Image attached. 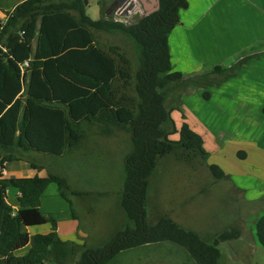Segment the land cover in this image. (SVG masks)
I'll return each mask as SVG.
<instances>
[{
	"label": "trees",
	"instance_id": "16d2710c",
	"mask_svg": "<svg viewBox=\"0 0 264 264\" xmlns=\"http://www.w3.org/2000/svg\"><path fill=\"white\" fill-rule=\"evenodd\" d=\"M188 7L187 0H160L159 11L136 23H122L106 16L93 20L86 0H24L0 19V264H48L52 256L56 264H69L78 255L75 264H112L126 252L163 243L183 250L187 264H221L220 244L239 238V229L207 241L169 217L152 224L147 216L151 180L167 157L187 164L201 160L217 181L230 179L221 166L209 163L203 136L187 120L177 126L173 113L181 110L166 106L172 86L205 89L203 98L210 100L207 89L220 84L215 77L227 81L238 68L216 67L193 77L174 71L169 37ZM97 32L126 35L138 52L136 71L119 47L102 48ZM94 130L105 138L117 131L131 136L120 196L130 225L107 244L78 246L61 239L58 222L65 215L44 213L42 199L57 184L78 220L69 196L88 193L50 170L47 177L33 178L8 177L4 170L6 163L22 161L8 152L74 154ZM238 156L244 160L246 153ZM9 188L21 193L18 210L8 203ZM48 224V234L26 231ZM255 227L264 248V215ZM32 240L29 251L19 254Z\"/></svg>",
	"mask_w": 264,
	"mask_h": 264
},
{
	"label": "rangeland",
	"instance_id": "374dc122",
	"mask_svg": "<svg viewBox=\"0 0 264 264\" xmlns=\"http://www.w3.org/2000/svg\"><path fill=\"white\" fill-rule=\"evenodd\" d=\"M23 1L3 0L1 5L9 13L14 5ZM87 2V14L93 20H99L104 16L114 21L121 19L112 10L118 0H87ZM106 8L109 9L108 13ZM138 16L139 14L135 15L130 23L138 22L141 19V16ZM255 35H258L257 29ZM96 36L99 45L104 49L119 47L130 59L133 71H136L139 65L138 52L126 35L97 32ZM172 87L167 96L166 106L167 109L181 110L173 113L178 127L187 120L195 131L199 129L210 138L218 137L221 130H227L225 127L228 124L216 123L213 118L200 116L202 107L212 114L218 111L215 104L219 102L208 103L201 98L204 89ZM215 89L216 87H213L209 92L215 94L216 98L226 100L227 96L214 92ZM195 90L196 93L193 92ZM188 93L195 94L191 95V98L197 102V105L200 102L198 107L195 104L192 107L185 104ZM194 117L198 124L194 123ZM226 137L228 135L223 134L212 143L208 141L205 148L210 153L209 163H218L222 168L224 164L227 170L225 172L231 175L232 171L245 165L246 162L238 156L239 152L234 153L237 147L231 149L232 146L222 142ZM233 143L235 146L241 144L239 141ZM220 147H222L221 151ZM131 149L130 134L117 131L113 137L105 138L97 135L94 130L88 133L87 139L74 154L58 157L44 154L41 156L39 153L18 150L8 153H14L20 158L25 157L24 161L42 165L47 171L68 177L74 180L72 186L75 190L88 193L83 197L69 196L80 223L78 236L75 240L71 238L74 240L71 242H75L78 246L87 243L93 247L109 243L118 231L124 229L125 225H130L121 207L120 196L125 181V158ZM151 181L147 204L148 223L155 224L161 217H169L185 229L200 234L207 241H212L223 231L239 229L241 231L239 238L220 244L221 264H264V248L257 240L255 227L257 219L261 214L264 215V211H261L263 203L250 202L231 178L217 181L201 160L187 164L170 156L159 162ZM45 197L43 210L46 214L65 215V218L59 220L68 218L71 208L60 196L57 184L53 183L48 187ZM50 228L48 224L46 227L34 228L36 230L33 231H50ZM31 245H34L33 240ZM28 249L21 253H27ZM185 255L186 253L179 247L163 243L126 252L112 264H187ZM78 259L79 255L69 264H75ZM49 264H56L54 256L50 258Z\"/></svg>",
	"mask_w": 264,
	"mask_h": 264
},
{
	"label": "crops",
	"instance_id": "0c3cea01",
	"mask_svg": "<svg viewBox=\"0 0 264 264\" xmlns=\"http://www.w3.org/2000/svg\"><path fill=\"white\" fill-rule=\"evenodd\" d=\"M187 1L189 7L183 10L180 15V24L169 37L174 71L181 72L185 77H193L209 73L216 67L230 69L238 66L233 71L235 76L227 81L223 82L219 76L215 77L220 84L216 86L214 92L224 94L227 96L226 100L216 98L215 94L210 93L213 87L207 89L211 96L210 100H205L201 95V98L208 103H219L215 104L218 111L216 110L213 114L206 112L202 107L200 116L213 118L216 123L228 124L225 127L227 130H221L218 137L214 136V138L206 137L201 130H196L198 133L200 131L205 144H208V141L212 143L218 140L224 134L229 138L226 137L222 142L232 146L231 149L237 147L234 153L240 151L246 153L243 161L246 164L232 171L231 175L228 174L250 202L263 203L261 211H264V0ZM1 4L2 1H0V19L4 20L8 11ZM151 4L152 0H148V5ZM15 7L16 5L10 12ZM193 92L196 93V90ZM194 93H188L185 98V104L188 107H192L193 104L198 107L200 104L198 102L197 105V102L191 98V95H195ZM194 123H196L195 117ZM236 125L239 126L236 127ZM233 141H239L241 144L235 146ZM221 149L222 147L220 151ZM21 159L22 161L6 163L4 175L13 178L47 177L48 171L42 165L37 164L41 168L35 170L31 166L32 162L24 161L25 157ZM222 165L224 167L222 169L227 172L224 164ZM7 193L8 203L18 210L20 207L18 198L21 193L15 188H9ZM45 195L46 191L42 199L43 212ZM79 225L78 220H74L71 214H68L67 219L59 220L58 233L61 239L63 240L64 237L68 241H74L78 236ZM51 228L50 231H33L36 229L30 228L26 231L34 236L37 233L48 234ZM31 247L30 243L27 248ZM25 249L18 253L24 252ZM47 263L49 264V260Z\"/></svg>",
	"mask_w": 264,
	"mask_h": 264
},
{
	"label": "built area",
	"instance_id": "2783aa9c",
	"mask_svg": "<svg viewBox=\"0 0 264 264\" xmlns=\"http://www.w3.org/2000/svg\"><path fill=\"white\" fill-rule=\"evenodd\" d=\"M113 13L121 19L115 20L122 23H130L135 15L139 13L138 0H118V3L112 8ZM141 16V15H140Z\"/></svg>",
	"mask_w": 264,
	"mask_h": 264
},
{
	"label": "water",
	"instance_id": "95a60500",
	"mask_svg": "<svg viewBox=\"0 0 264 264\" xmlns=\"http://www.w3.org/2000/svg\"><path fill=\"white\" fill-rule=\"evenodd\" d=\"M138 1H139V13L141 17H148L160 10V0H152L151 5H148V0H138ZM86 4H88L87 0H86Z\"/></svg>",
	"mask_w": 264,
	"mask_h": 264
}]
</instances>
